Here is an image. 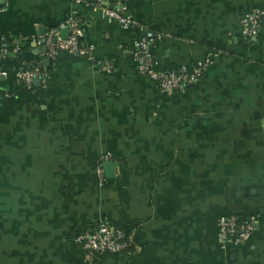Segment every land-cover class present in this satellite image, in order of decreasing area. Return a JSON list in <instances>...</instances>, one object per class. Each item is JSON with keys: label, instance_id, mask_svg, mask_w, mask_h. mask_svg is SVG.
<instances>
[{"label": "crops", "instance_id": "crops-1", "mask_svg": "<svg viewBox=\"0 0 264 264\" xmlns=\"http://www.w3.org/2000/svg\"><path fill=\"white\" fill-rule=\"evenodd\" d=\"M256 10L264 0H130L161 36L158 70L208 65L163 96L132 57L138 29L93 0H0V43L24 38L0 79V264H264V22L252 41L241 27ZM71 18L112 72L69 57L18 85L45 51L35 40ZM222 217H255V231L224 247ZM101 220L132 249L87 262L73 240Z\"/></svg>", "mask_w": 264, "mask_h": 264}, {"label": "built area", "instance_id": "built-area-1", "mask_svg": "<svg viewBox=\"0 0 264 264\" xmlns=\"http://www.w3.org/2000/svg\"><path fill=\"white\" fill-rule=\"evenodd\" d=\"M98 10L105 19L118 22L124 30L132 28L138 29L140 37L134 42L132 57L137 64L140 75L151 79L159 93L163 96H172L183 93L188 87L198 83L202 78L207 64L198 63L195 72H190L185 67L178 70H158L152 50L156 43L161 40V36L138 23L128 14L130 0H115L110 5L107 0H93ZM264 22V10H256L251 15L242 20L241 27L244 37L248 41L255 40L260 25ZM68 29L70 36L63 39L61 32ZM82 29L80 22L71 18L63 23L59 28L54 29L39 39L35 43L43 47L45 51L40 56L38 65L31 69H21L16 72V83L28 90L33 89L34 81L45 80L47 71L41 66V62L57 60L58 51H65L71 57L87 58L100 71L111 73L113 65L109 61H98L95 59L90 48L82 38ZM19 40V41H18ZM17 41V43H15ZM24 38L19 37L11 41L3 37L0 43V79L7 75L2 66L12 55L18 54L21 49V42ZM2 102V91L0 87V104ZM257 219L247 217L243 220L236 218L222 217L217 224V239L222 246H239L246 243L255 231ZM83 252L87 254V262H92L94 256L118 255L129 251L130 239L118 228H115L107 222L98 221L90 233L78 235L73 240ZM96 256V257H97Z\"/></svg>", "mask_w": 264, "mask_h": 264}, {"label": "water", "instance_id": "water-1", "mask_svg": "<svg viewBox=\"0 0 264 264\" xmlns=\"http://www.w3.org/2000/svg\"><path fill=\"white\" fill-rule=\"evenodd\" d=\"M61 36L63 39H67L69 36H70V32L66 29V30H63L61 32ZM71 57L68 53H66L65 51H58V54H57V59H64V58H69ZM50 62L49 61H46L44 62V65L47 67V66H50ZM2 79V78H1ZM113 163L111 162H108L106 163L105 165V169H106V175L109 177V176H114V170H113Z\"/></svg>", "mask_w": 264, "mask_h": 264}, {"label": "trees", "instance_id": "trees-1", "mask_svg": "<svg viewBox=\"0 0 264 264\" xmlns=\"http://www.w3.org/2000/svg\"><path fill=\"white\" fill-rule=\"evenodd\" d=\"M30 69H31V68H30ZM130 249H132V247H131V246H130ZM96 256H97V255H96ZM96 256H94V258H100L99 256H97V257H96Z\"/></svg>", "mask_w": 264, "mask_h": 264}]
</instances>
